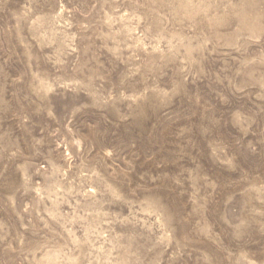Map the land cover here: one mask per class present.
<instances>
[{
  "label": "rangeland",
  "instance_id": "obj_1",
  "mask_svg": "<svg viewBox=\"0 0 264 264\" xmlns=\"http://www.w3.org/2000/svg\"><path fill=\"white\" fill-rule=\"evenodd\" d=\"M0 264H264V0H0Z\"/></svg>",
  "mask_w": 264,
  "mask_h": 264
}]
</instances>
